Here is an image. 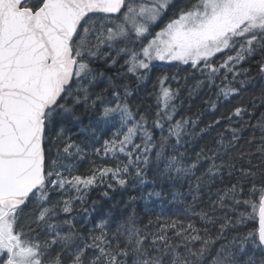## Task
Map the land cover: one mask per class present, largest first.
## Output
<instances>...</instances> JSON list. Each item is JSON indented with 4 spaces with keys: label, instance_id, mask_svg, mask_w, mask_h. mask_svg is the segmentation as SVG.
Segmentation results:
<instances>
[{
    "label": "snow or ice",
    "instance_id": "snow-or-ice-1",
    "mask_svg": "<svg viewBox=\"0 0 264 264\" xmlns=\"http://www.w3.org/2000/svg\"><path fill=\"white\" fill-rule=\"evenodd\" d=\"M101 62L137 89L156 62L187 65L203 77L197 89L215 90L204 102L214 116L222 101L237 103L208 122L203 112L177 118L180 88L165 74L155 112L133 111L134 90ZM257 77L260 93L245 104ZM262 107L264 0H0V264H264ZM78 108L118 124L94 149L114 166L79 173ZM153 164L157 179L187 185L171 193L186 222L141 229L133 212L114 231L107 218L77 229L71 213L87 190L105 178L144 184Z\"/></svg>",
    "mask_w": 264,
    "mask_h": 264
},
{
    "label": "trees",
    "instance_id": "trees-1",
    "mask_svg": "<svg viewBox=\"0 0 264 264\" xmlns=\"http://www.w3.org/2000/svg\"><path fill=\"white\" fill-rule=\"evenodd\" d=\"M120 63L122 64L123 61ZM156 65L157 67L150 73V79L138 89L134 78H131L130 75L128 77L117 76L118 70L123 71L119 65L108 70L101 62L97 64V68L107 76L113 77L117 82L123 79L124 83L131 86L134 91L133 95L128 97V102L133 111L139 110L141 113L149 115L155 112L156 92L158 88H154V84L157 77L165 74L169 76V83L173 88H180V96L175 102L178 108L177 118L182 115L194 116L197 113L203 112L201 120L208 122L218 117L221 112L229 111L233 104L237 103L236 100H233L232 104L222 101L214 116L204 102L209 97L215 98V90H209L206 87L196 88L197 81L203 79L199 72H194L187 65L176 63H156ZM245 66L247 67V65ZM252 75L256 76L254 69ZM173 76L176 77L175 80L171 79ZM260 88L261 81L257 77L255 84L249 85L247 91L243 94V102L247 104L252 95H259ZM190 91L193 92L191 97L189 96ZM77 111L81 118L79 121H72L75 138L81 142L82 146L87 145L85 148L87 155L78 164L79 173L87 174L90 168L97 165L114 166L116 161L111 158V155L107 157L103 153L97 155L94 149L102 148L104 141L112 138L118 128V124L97 123V117L94 114L84 112L83 108H78ZM261 111H264V107L259 108L256 115L258 116ZM200 126L203 127L204 124L201 123ZM156 135L157 137L159 136L158 130L156 131ZM212 135L215 136V132ZM209 143H211L210 138L193 141L189 151L194 154L195 151H199L201 146ZM120 160L127 163V159L123 154L120 155ZM145 181L144 184H140L138 179L129 178L128 183L121 187L115 181L105 178L104 183H98L90 190H87L83 203L76 201L71 213V216L77 218V229L87 235L89 230L95 229L96 224L100 223L102 219L107 218L110 228L114 231L116 226L122 223L133 212L135 213L137 227L141 229L148 226L150 230L154 231L159 225L171 220L186 222L185 205L174 199L171 195L172 192L187 191V185L184 181L173 184L171 181L157 179L155 164L147 168ZM109 183L113 185L111 188L108 187ZM154 191L161 192V197L141 198L148 192ZM105 192H107V196L104 195ZM132 197H136V199L132 201ZM150 221L152 222L151 224L149 223ZM197 223L199 226L198 220ZM255 226H258L256 222H249L247 228H254ZM247 228H242V230H247ZM169 235H171V232ZM231 235L233 233L229 234V238H231Z\"/></svg>",
    "mask_w": 264,
    "mask_h": 264
},
{
    "label": "rangeland",
    "instance_id": "rangeland-1",
    "mask_svg": "<svg viewBox=\"0 0 264 264\" xmlns=\"http://www.w3.org/2000/svg\"><path fill=\"white\" fill-rule=\"evenodd\" d=\"M156 63H167V62H156Z\"/></svg>",
    "mask_w": 264,
    "mask_h": 264
}]
</instances>
